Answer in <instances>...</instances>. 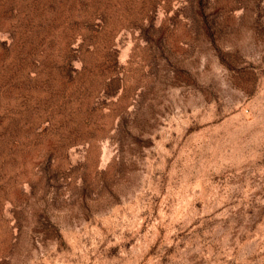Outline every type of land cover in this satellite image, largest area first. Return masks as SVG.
<instances>
[{"label":"rangeland","instance_id":"rangeland-1","mask_svg":"<svg viewBox=\"0 0 264 264\" xmlns=\"http://www.w3.org/2000/svg\"><path fill=\"white\" fill-rule=\"evenodd\" d=\"M0 264H264V0H0Z\"/></svg>","mask_w":264,"mask_h":264}]
</instances>
